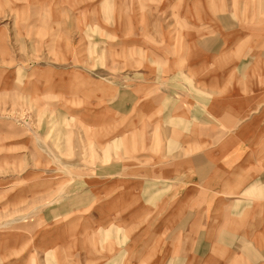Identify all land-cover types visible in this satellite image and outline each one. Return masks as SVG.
I'll return each mask as SVG.
<instances>
[{
  "label": "crops",
  "instance_id": "1",
  "mask_svg": "<svg viewBox=\"0 0 264 264\" xmlns=\"http://www.w3.org/2000/svg\"><path fill=\"white\" fill-rule=\"evenodd\" d=\"M114 1L129 10L112 21L127 82L106 87L128 106L111 136L126 156L87 179L85 228L16 241L13 264H41V249L51 264H264V0Z\"/></svg>",
  "mask_w": 264,
  "mask_h": 264
},
{
  "label": "rangeland",
  "instance_id": "2",
  "mask_svg": "<svg viewBox=\"0 0 264 264\" xmlns=\"http://www.w3.org/2000/svg\"><path fill=\"white\" fill-rule=\"evenodd\" d=\"M101 1L0 0V264L15 263L16 241L46 245L85 228L87 179L126 156L119 141L112 155L111 136L127 128L128 106L112 105L106 86L127 82L112 66L127 54L113 22L129 10L114 0L100 10ZM121 27L150 41L141 26ZM43 251L41 264L57 258Z\"/></svg>",
  "mask_w": 264,
  "mask_h": 264
}]
</instances>
